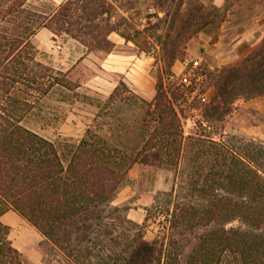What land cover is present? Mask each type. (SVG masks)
Here are the masks:
<instances>
[{"label": "trees", "instance_id": "16d2710c", "mask_svg": "<svg viewBox=\"0 0 264 264\" xmlns=\"http://www.w3.org/2000/svg\"><path fill=\"white\" fill-rule=\"evenodd\" d=\"M29 1L0 0V264H31L1 220L9 210L72 264H264V143L223 134L186 136L164 83V75L172 76L176 37L219 29L229 6L198 2L183 9L181 0L173 12L161 7L169 18L166 36L159 38L168 72L160 68L155 96L139 100L138 134L119 148L87 129L65 157L23 123L55 86L72 88L68 72L43 60L34 37L46 28L54 42L64 35L90 52L109 54L111 34L129 40L120 29L127 18L111 0H50L42 9ZM212 86L202 110L208 124L226 121L237 100L264 95V39L217 70ZM135 96L120 82L109 100ZM135 164L174 168L180 192L185 190L182 196L174 195L175 188L167 193L170 201L159 210L168 219L162 237L146 239L149 216L136 223L124 215L128 208L114 204Z\"/></svg>", "mask_w": 264, "mask_h": 264}, {"label": "rangeland", "instance_id": "374dc122", "mask_svg": "<svg viewBox=\"0 0 264 264\" xmlns=\"http://www.w3.org/2000/svg\"><path fill=\"white\" fill-rule=\"evenodd\" d=\"M111 1L118 6V13L127 18L120 29L129 38L111 34L115 43L111 53L90 52L76 39L64 35L56 38L52 52L42 50L44 61L56 71L68 72L72 88L55 86L37 101L23 123L54 142L65 157L87 129L108 139L113 146L126 148L129 139L138 134L137 126L143 116L139 100L150 101L155 96L160 68L168 72L164 67L167 56L159 38H165L169 18L160 8L173 12L181 0ZM198 2L229 8L219 29L175 39L178 52L169 71L172 76L164 75V83L174 96L184 133L186 136L205 134L215 139L223 134L264 143V95L237 100L233 114L226 121L208 124L202 117L203 105L213 93V74L237 63L264 39V0H183V9ZM29 3L39 9L52 4L50 0ZM158 23L159 29L155 27ZM46 41L42 34L35 39L39 48V43ZM120 82L136 96L127 101L122 97L110 101L111 93ZM178 179L174 168L135 164L114 204L128 208L124 215L136 223L141 224L149 216L146 239L162 237L168 219L160 216L159 210L170 201L167 193L174 188L177 190L174 195L180 192ZM184 191L181 190V196ZM31 230L34 233L29 236L34 243L27 252L21 251L31 264H72L61 252H55L44 241L40 243L39 231ZM121 230L119 227L118 232ZM12 238L16 239L10 235Z\"/></svg>", "mask_w": 264, "mask_h": 264}, {"label": "crops", "instance_id": "0c3cea01", "mask_svg": "<svg viewBox=\"0 0 264 264\" xmlns=\"http://www.w3.org/2000/svg\"><path fill=\"white\" fill-rule=\"evenodd\" d=\"M53 1L55 4H59L64 0H53ZM41 34L44 35V37H46L47 41L46 43H43V44L39 43L40 49L46 52H52L54 49V41L52 40V33L48 29L43 28L36 34V36L34 37V40L38 39V37ZM1 220L3 223L11 227L10 235L13 237L15 236L16 238V239L12 238L13 245L19 251L27 252L29 250V247L32 246V243H34L32 241V238L29 235L34 233V230H31V229H35V228L33 226H32L33 228H29L31 224L27 220H25L20 214H18L17 212L13 210H9L8 212H6L1 217ZM33 239H36L37 241L36 237H34ZM38 239L40 243L44 240V237L42 236L41 233L39 234Z\"/></svg>", "mask_w": 264, "mask_h": 264}]
</instances>
